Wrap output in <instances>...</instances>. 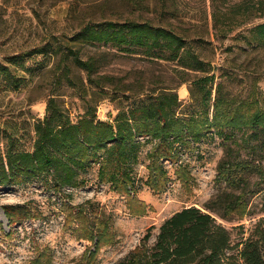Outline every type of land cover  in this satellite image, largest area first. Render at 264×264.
<instances>
[{
	"label": "trees",
	"instance_id": "obj_1",
	"mask_svg": "<svg viewBox=\"0 0 264 264\" xmlns=\"http://www.w3.org/2000/svg\"><path fill=\"white\" fill-rule=\"evenodd\" d=\"M199 1L197 12L205 30H194L193 39L207 44L205 34L222 43L235 34L249 47L264 50V21L258 22L264 20V0ZM156 2L165 25L108 22L82 28L76 39L116 56L175 64L187 76L178 86L189 84L190 103L184 106L174 89H134L135 85L96 75L95 58L83 61L73 54L71 63L99 91L95 95H107L104 90L108 89L111 99L119 100L116 116L99 120L90 99L84 114L73 121L51 98L44 117L33 124L31 148L20 150L19 142L10 137V145L0 154V190L37 182L69 199L65 191L88 186L96 170L97 183L119 195L136 193L142 187L161 193L169 181L165 162L175 165L182 154L198 152L204 141L218 139L222 158L216 167V195L204 209L188 207L174 213L159 226L153 243L149 244L150 232L120 264H264V218L251 222L247 229L243 225L264 214V95L255 80L245 98L236 96L228 88L232 74L224 68L216 71L201 60L188 46L191 37L169 26L171 20L184 18L181 14L190 10V0ZM132 3L142 9L147 0ZM31 54L47 55L48 50L44 47ZM63 68L70 71L68 65ZM0 76L16 86L17 78L8 67L0 65ZM140 140L153 144L146 153L148 175L142 187L135 174L144 146ZM178 168L185 170L183 162ZM258 197L263 202L256 212ZM79 207L78 212L86 215ZM3 209L11 224L30 217L26 205ZM219 221L235 225L227 229Z\"/></svg>",
	"mask_w": 264,
	"mask_h": 264
},
{
	"label": "rangeland",
	"instance_id": "obj_2",
	"mask_svg": "<svg viewBox=\"0 0 264 264\" xmlns=\"http://www.w3.org/2000/svg\"><path fill=\"white\" fill-rule=\"evenodd\" d=\"M199 2L190 0V10L182 11L184 18L171 20L169 26L191 37L188 46L201 60L216 71L224 68L232 74L228 88L236 96L245 98L255 80L264 95V50L249 47L237 40L235 34L222 43L205 34L203 40L207 44L193 39L194 30H205L197 12ZM156 4V0H147L146 6L138 9L132 0H0V65L8 67L17 78L15 86L0 76V154L10 145V137L19 142L20 150L31 148L33 124L44 117L51 98L73 121L84 114L85 102L90 99L99 120L116 116L119 100L113 101L108 89L104 90L107 95L97 97L95 93L99 91L71 63L73 54L83 61L95 58L96 75L135 85L134 89H174L187 106L189 84L178 86L179 80L187 76L175 64L116 56L104 47L76 39L82 28L100 27L108 22L147 21L165 25ZM261 21L264 20L258 22ZM44 47L47 55L31 54ZM64 56L69 60L66 58L60 65ZM63 65H68L70 71ZM140 142L144 146L135 174L142 187L148 175L146 153L153 144ZM200 146L198 152L182 154L175 165L164 163L169 181L161 193L142 187L136 193L119 195L109 186L97 183L96 170L89 176L88 186L65 191L71 195L69 199L47 191L37 182L1 189L0 264H120L150 232L149 244L153 243L159 226L174 213L188 207L204 209L216 195V167L222 158V148L218 139L204 141ZM182 162L185 170L178 168ZM262 202L261 197L256 199L255 203H260L256 212L261 210ZM23 205L30 217L21 223H9L3 208ZM79 206L86 215L78 212ZM262 217L264 214L247 219L243 225L247 229L251 222ZM219 223L227 229L235 225Z\"/></svg>",
	"mask_w": 264,
	"mask_h": 264
},
{
	"label": "crops",
	"instance_id": "obj_3",
	"mask_svg": "<svg viewBox=\"0 0 264 264\" xmlns=\"http://www.w3.org/2000/svg\"><path fill=\"white\" fill-rule=\"evenodd\" d=\"M185 91H186V90H185ZM185 95H186V93L184 94V98L186 97Z\"/></svg>",
	"mask_w": 264,
	"mask_h": 264
}]
</instances>
